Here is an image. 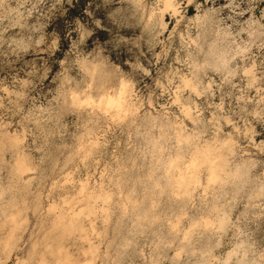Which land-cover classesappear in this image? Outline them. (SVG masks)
I'll use <instances>...</instances> for the list:
<instances>
[{"label": "clouds", "instance_id": "1", "mask_svg": "<svg viewBox=\"0 0 264 264\" xmlns=\"http://www.w3.org/2000/svg\"><path fill=\"white\" fill-rule=\"evenodd\" d=\"M0 264H264V0H0Z\"/></svg>", "mask_w": 264, "mask_h": 264}]
</instances>
